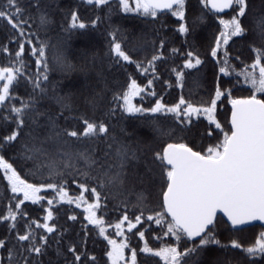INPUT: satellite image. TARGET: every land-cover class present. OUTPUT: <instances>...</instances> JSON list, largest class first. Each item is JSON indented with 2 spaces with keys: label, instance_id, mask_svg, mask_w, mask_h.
<instances>
[{
  "label": "snow or ice",
  "instance_id": "obj_1",
  "mask_svg": "<svg viewBox=\"0 0 264 264\" xmlns=\"http://www.w3.org/2000/svg\"><path fill=\"white\" fill-rule=\"evenodd\" d=\"M83 3L97 9L109 6V0H83ZM199 4L208 10V14L216 16L219 24V32L208 53L216 61V85L209 99L201 103H193L181 95L176 103L168 104L158 98L153 89L155 82L161 79L157 74L158 62H164L168 55L184 57L182 67L177 65L169 69L175 76V87L182 89L185 70L203 63L198 54L191 50L185 54L173 47L167 49L166 55L162 51L165 41L161 40L145 64L144 60H135L124 48L123 40L117 35L118 29L108 33L112 38L110 52L118 63L135 64L137 71L145 77L151 70L153 77L141 85L129 76L126 87L113 94L115 103L111 111L120 109L129 116L163 114L174 120L172 126L153 122L151 131L159 143L149 147L146 154L143 147L131 140L118 139L115 135L109 137V127L103 120L78 116L72 117L78 121V126H61L60 118L67 121L70 117L63 114H71L73 110L71 95H61L54 85L53 95L49 96L46 44L31 39L38 32L31 31L30 21L35 22L38 29H45L53 22L52 17L42 0H26L27 6L22 0H0V21L6 22L13 33L0 45V52L12 57L0 66V128L7 133L0 137V145L11 146L28 128V139L20 145L19 156L25 162H31V174L46 177L40 182H29L0 155V173L11 193L8 204L0 213V222L6 225L8 233L13 234L0 238V253H4L0 255V264H44L42 258L53 246L57 257H64L63 264H138V252L128 243L125 225L128 233L145 241V229L154 231L148 227L149 222H154L160 229L159 233H154V239L161 243L153 248L145 242L139 247L140 253L158 257L162 264H199L192 261L194 255L201 257L212 245L227 247L216 237L219 213L227 218L233 229L253 221H259L264 227V13L254 16L251 21L254 38L261 41L259 46L249 45L254 58L237 70L230 63L225 46L233 37L243 38L249 33L243 18L248 16L250 0H199ZM118 6L124 13L143 17L158 18L159 14L171 13L177 18L180 35L189 30L186 0H118ZM229 9L232 12L230 18L219 15ZM205 18L203 11L196 17L201 22ZM98 21L99 17L86 23L73 8L62 30H86L89 23L95 28ZM26 28L29 29L27 33ZM9 43L18 44L14 53L10 52ZM34 43L38 47H33ZM26 52L35 56L38 70L43 68V72L37 71L34 78L25 76ZM236 59L240 58L237 56ZM57 60L64 63L59 57ZM221 74L229 80L235 79V83L225 87L220 83ZM163 83L172 87L169 79H164ZM239 84L246 85L250 94L234 96L233 90ZM20 89L24 91L18 95ZM136 97L141 98V104L145 97L153 98L154 103L141 106L133 103ZM225 99L231 107L230 127L227 128L217 119V108ZM45 102L57 106L59 111L52 112L51 107H44ZM200 117L207 121V132H201V144L197 146L185 136L193 133L194 121ZM69 140L103 142L104 149L100 156L96 155V147L73 151ZM68 169L80 178L79 182L75 178L71 181L80 190L74 197L67 190ZM130 178L141 183L155 182L159 178L161 195L155 205L149 207L144 191L136 192L132 211L129 212L126 202L119 219L108 222L105 215H98L107 209L104 190L122 189ZM48 190L55 195L47 198L45 204ZM42 192L45 194L41 195ZM85 193H90L91 200ZM25 202L38 205L43 215L33 218ZM61 203L75 204L76 209H83V220L87 222L82 224L83 243L65 240L63 233H67L68 228L63 229V233L59 230L55 206ZM145 212L148 213L146 217ZM67 219L75 224L78 214H69ZM88 225H92L91 231L107 242L102 254L105 260H98L87 251ZM137 225L141 228L137 229ZM112 229L116 237H121L119 241L111 237ZM230 244L233 249H240L246 259L259 257L258 260L248 259V264H264V230L246 247L236 239ZM49 264L53 262L49 260Z\"/></svg>",
  "mask_w": 264,
  "mask_h": 264
},
{
  "label": "trees",
  "instance_id": "obj_2",
  "mask_svg": "<svg viewBox=\"0 0 264 264\" xmlns=\"http://www.w3.org/2000/svg\"><path fill=\"white\" fill-rule=\"evenodd\" d=\"M61 2H63L62 0H59ZM75 0H73L74 2ZM197 2L196 0H186V26L188 27V32L185 35H180V33L177 31L178 28V21L173 18L171 16L170 13H162L158 15V18H152V17H143V16H139L137 14H131V13H119L118 11L120 9L116 8L117 7V1L113 0L111 2H109V6L108 7H104L106 8V14H104L103 16L98 15L97 12H93L92 9H90L89 7L85 6V5H81L79 4V2H77L75 9L78 12V15L80 16L81 19H83L85 16L89 17L92 16L93 19L99 17V21L98 24L96 25L95 28L89 26L86 30H81L79 31L80 33H83L79 38H72L68 37V33L66 30H62V27L66 25V21L68 19V17L66 18H62L60 16L59 13H57V16L55 17L53 14H50V16L52 17L53 22L45 29H38L37 28V24L35 22L30 21V23H32V28L31 31H35L38 32L37 36H32L31 39L35 42L37 39L41 40L42 42H44L46 44V57L45 60L47 62V64L49 65V71L47 73L48 75V82H47V89H48V94L49 96L53 95L54 92V85H55V91L58 92V90L62 87L65 86L66 84V80L70 81L72 79H74L77 75L80 74V68H88V64L85 62H83L84 58H86L84 55L82 56V52L81 54H78V52H75L74 50L78 48L82 49L81 43L83 41H87L89 39H94L99 43L98 49H96V51L92 50L91 52H89V54L87 55H91V57L94 55L93 58H91L90 63H91V68H93L95 70V68H97L99 74L97 76V78L91 73H85V72H81V76H83V79L88 82V83H96V82H102V85L106 88V85H108L107 83V78H109L110 75H114L117 74V77L119 79V77H121L120 80H124L125 82L127 81L128 77L131 76L132 78L136 79L137 82L141 85H144L147 83V79L153 78L152 74H151V70H149V74L147 77L145 76H141V74L137 71L135 64H127L125 62H117V59L115 58L114 61V67L112 68L113 65V56L111 55L110 52V36L108 35L109 31H113L118 29V37L121 38L123 40V46L126 50H128L129 52H131V54L133 55V58L135 60H144V63H147V59H149L151 57V55L154 52V48L155 47H159L160 45V41L164 40L165 41V48L162 49V51H165L166 55H167V49L170 48H177L179 49L181 52L186 53L187 51H193L194 53H200L203 52L201 50V46L202 43H210V45H212L213 43V39L215 34L212 32H215L217 28H219L218 26V21H217V17L213 16L211 14H208V10L203 9L202 7L198 8H194L193 5L191 4V2ZM22 2H25V6L26 5V0H22ZM55 0H42V4L43 5H49L53 7L57 6L55 4ZM252 5V0H250V6ZM94 6V5H93ZM51 7H48L45 10L50 9ZM57 9L59 10V7L57 6ZM88 9V10H87ZM102 9V8H101ZM198 10H200L201 12H205L206 13V18L203 20V22L198 23V20L196 22V14L199 12ZM249 10L251 11V9L249 8ZM34 11V10H33ZM50 12V11H49ZM71 12V11H70ZM199 12V13H201ZM261 13H257L256 15H260ZM219 15H224V14H219ZM55 17V18H54ZM191 18L190 20L194 21V27L191 26V23H188L187 19ZM114 19V20H113ZM122 20L125 21V23H128V25L132 26L130 27V31H134L133 33H129L128 31L124 30V28L121 27H116L114 26L113 22L116 20ZM244 19V23L245 25L248 24L249 20L246 18ZM89 19L88 21H86V23L90 22ZM113 21V22H112ZM90 24V23H89ZM173 24V26H172ZM35 25V27H34ZM56 26H58V31H54V29H56ZM253 26V25H251ZM78 30V29H76ZM29 31V29H25V32L27 33ZM75 31V30H74ZM63 33V34H62ZM12 33V30L6 26V22L4 21H0V45H3L5 43L6 40H8V36ZM202 41V42H201ZM235 41L237 42L238 39H235ZM11 43H9L10 45ZM33 47H38V45H36L35 43L32 45ZM233 46V44H232ZM259 46V45H257ZM237 47V46H236ZM134 48H137L138 50L133 51ZM16 49H12V51H15ZM79 51V50H78ZM75 52V53H74ZM1 53V52H0ZM14 53V52H13ZM205 53V52H204ZM246 53H251L252 56H254V54L251 52V49H247ZM5 54H0V66L1 62L3 61H8V59H11L12 57H7ZM79 55V56H78ZM202 55V54H201ZM200 56V54H199ZM61 58L64 63H60L58 62L57 58ZM173 57V60H172ZM184 57L181 56H177V55H168V58L164 61V62H158L157 64V74L160 75V73L162 72H166L167 67H175L177 65L182 67V59ZM201 60L203 61V63L201 65H198L195 69H193L192 71L196 72V74L194 75L193 78H195V76L197 74H204L206 75L207 78L209 79H204L203 77H201V79H185L184 84H183V88L180 90V92L178 93L179 96L183 95L185 97V99L187 100H191L193 103H201L204 100H206V98L209 97L210 93L212 92L211 90L208 89L209 85H206V83H210L212 82V80H214L215 76H216V72L217 69L215 66L212 65V63L210 62V60H208V56L205 54L204 57H201ZM169 59V60H168ZM167 60L169 61L167 64ZM212 60V59H211ZM170 61H171V65H170ZM81 62H83V65L78 67V65H81ZM25 63H26V70H25V76H32L33 78L35 77V74L37 73V71L43 72V68L41 69H37L36 65H35V56H29L28 53H25ZM67 65H70L71 67H67ZM60 67V68H58ZM66 67L67 68V73L64 75L62 74V68ZM86 67V68H85ZM186 71V70H185ZM191 71V70H190ZM186 76V75H185ZM163 78L162 80H158L155 82L153 89L156 91L157 89H159L156 85L157 84H161L162 83V88L160 89L162 92L164 90V83H163ZM226 82H223V85H226V83L228 82V79H225ZM186 82V83H185ZM222 83V80H221ZM188 84V85H186ZM101 85V86H102ZM225 87H228L227 85ZM166 88V87H165ZM169 87L167 86L166 89H168ZM170 92H168V95L171 94V92L173 91V88H169ZM176 89V88H174ZM158 90L156 91L157 93V97L161 96V91ZM24 89H20L18 91V95H21L23 93ZM169 91V90H168ZM184 91V92H183ZM95 94H98L95 96ZM102 94V90L101 87H95L94 92H92V94L90 92L86 93V95H82V100L87 101L88 105L85 107H80L79 110H74L72 111L71 114H67V112H65L63 115L64 116H69L70 118L65 121L63 119V117L60 118L59 123L61 124L62 127L64 126H77L78 121L73 119L72 117H75L76 115H74L73 112H75V114H78L77 116H84L87 117L89 119H96V112L98 109V98L100 97ZM102 99H105V97H107V91L104 92V94L101 96ZM149 97H145V99H147ZM94 101L93 104H90L89 101ZM44 107H51L52 112H57L59 111V108L55 105H52L50 102H45ZM88 107H90V109H88ZM222 109L220 110L221 113L223 114L222 116V126H224L225 128L229 127L228 124V113L230 110V105L227 104V100H224L223 105H221ZM220 106L218 107L217 111L219 110ZM119 112V110H118ZM76 116V117H77ZM140 117H144L145 114H140ZM148 116L150 117L148 119L149 122H159L162 124H169L172 122V124H174V120L172 118H168L167 116H164L160 118L159 121H156L153 117V115L148 114ZM112 118V120L116 121L119 120L120 122H123V117H129L131 119H135L132 118L133 116H128L125 113H123L121 111L119 116L116 115H111L110 116ZM125 118V120H126ZM97 120V119H96ZM205 122V121H204ZM127 123L128 125L132 124V122H130L128 120V122H124ZM207 125V123H206ZM152 127V125L150 124V128ZM82 130V129H81ZM10 131V129H9ZM27 132H28V128H25L23 130V132L20 135V139L18 141H16L14 144H12L11 146H4V145H0V155L4 156V158L11 164H13V167L16 168V170L19 172V174L21 175L22 178L27 179L29 182H38V180H30L32 178V176L34 177L33 174H31L30 169L32 167L31 162H25L24 160H22L19 156V152L18 149L20 147L21 144H23L27 139ZM207 132V129L205 130V134ZM3 134H7L4 132V130L2 128H0V137H2ZM177 135H179V133H177ZM188 136L190 137L189 142L195 144V145H200L201 144V139H200V134H197L195 131H193L192 134H188ZM131 136H129L128 138H124V140H128ZM186 137V136H185ZM195 137V138H193ZM123 139V137H121ZM87 142H89V140H84L82 142V140L79 141H73V140H69L68 143L71 147V149L73 151L75 150H84V149H89L91 150L92 147H96L97 151L99 153H102L103 149L99 146H103V144H97L95 142L93 143H89L87 144ZM197 144H196V143ZM205 144L207 143L206 141L204 142ZM98 145V146H97ZM146 153L148 152V150L145 151ZM81 165H77V167H80ZM67 175H66V184L68 186V188H73L72 187V180L75 178L78 182H79V176L75 175L73 173L72 169H68L66 170ZM36 178H40L39 182L42 179H46V177H39L36 176ZM126 184V183H125ZM74 190V189H73ZM104 196H106V193L104 191L103 193ZM111 195H116V190H113V192L111 193ZM161 195V192H159L155 198V202L153 204V202L151 203L152 207L155 205L157 198ZM11 196V194L6 190V188H4V183L2 180V177L0 175V213H2L5 209V206L8 204V197ZM112 199V198H111ZM148 200V198H147ZM104 203L107 204V211H110L112 209V202L107 198ZM25 204H27L29 207L31 208H35V206L31 205L29 202H25ZM46 204V203H45ZM149 204V203H148ZM32 210V209H30ZM147 212H145V217L147 216ZM221 221V220H220ZM223 222V221H222ZM143 223V222H142ZM225 223V222H223ZM152 225L156 226L153 224V222H149L148 227H150ZM63 229L65 228H70L72 227V223H65L62 224ZM141 227V225H140ZM157 227V226H156ZM74 228H75V224H74ZM71 230L73 231V234L75 236H70V235H66V233H64V237L65 240H75V238H77V230L74 229ZM158 228V227H157ZM153 227L154 231H147V229H145L146 231V236L148 233H159L160 231ZM69 229V231H70ZM66 235V236H65ZM1 238V237H0ZM166 241L168 240V238H165ZM99 240L96 239L95 240V245L94 248H98L100 247V243L98 242ZM51 243L54 242L52 241ZM100 245V246H98ZM225 245V244H222ZM55 246H53L52 249H50L48 251V254L46 257H43V261L44 264H49V260H51L53 262V264H55ZM56 254V253H55ZM90 254V253H89ZM97 252L93 255H96ZM214 255H222V256H227L225 259L226 264H236L235 262H233L234 260L239 261V264H248V259H255V258H248L246 259L244 254L241 252L240 249H233L231 247V245L227 246L226 248H222V247H217L215 245L209 246L208 249L203 253V255L201 257H197V256H193L191 259L192 261H198L199 264H203L204 261L208 260L206 258H214ZM259 258V257H256ZM258 260V259H257ZM152 261V262H151ZM154 261L158 264L159 261H157V259H152L150 257H146L143 253H138V264H150V263H154ZM155 264V263H154ZM223 264V262H222Z\"/></svg>",
  "mask_w": 264,
  "mask_h": 264
},
{
  "label": "rangeland",
  "instance_id": "obj_3",
  "mask_svg": "<svg viewBox=\"0 0 264 264\" xmlns=\"http://www.w3.org/2000/svg\"><path fill=\"white\" fill-rule=\"evenodd\" d=\"M62 1L63 2H61L59 0H55V2H56L55 4L59 7V10L57 9V6L53 5V7H52V5L51 6L46 5V4L44 5L45 9H47L48 7H51L50 9L46 10L49 13V15L53 14L56 17L57 13H59L62 18L69 17L70 16V11L73 8L76 7L77 2H79V4H81V5H85V6L89 7L90 9H92L93 12H97L98 15L103 16L104 14H102V13L106 14V8L101 7L102 9L101 8L97 9L95 6H89V5L84 4L83 0H75L74 2H73V0H62ZM111 1H113V0H109V2H111ZM115 1H117V4H116L117 7L116 8L119 9L118 0H115ZM196 1L197 2H195V1L191 2L193 7L194 8H198V9H199V7L203 8V6L199 4V0H196ZM249 8L251 9V11L250 10L248 11V16L246 17V19L249 20L248 24L246 25L249 28V33L247 35L243 36V38L233 37V39L229 42V44L227 46H225L227 48L228 54H229V56L231 58L230 59V63L232 64V66L234 68H237V70H239L240 68H243L244 64H250L252 59L254 58V56H252L251 53H249V54L246 53L249 45L250 44H254V45L257 46V45H260V43H261V41L258 38H254V34L251 31V29L253 27V26H251L252 25L251 21H252V18L254 16H257L256 15L257 13H264V0H252V5ZM198 11L201 12L200 10H198ZM118 12L120 14L124 13V12H122L120 10ZM199 12L196 14V17L200 14ZM131 14H136V13H131ZM223 14H224L223 15L224 18L228 19L232 15V12L229 9L227 12H225ZM173 18H175V17H173ZM89 19H93V17L92 16H89V17L85 16L82 20H84L86 22ZM175 19L177 20V18H175ZM190 19L191 18L187 19V21H188V23H191V26L194 27V21L190 20ZM195 20L197 22V19H195ZM217 21H218V19H217ZM124 22L125 21H122V20L119 21V19H118V20L113 22L114 23L113 25L116 26V27L124 28V30L128 31L129 33H133L134 34V31H130L131 30L130 27H132V26L131 25L129 26L128 23L124 24ZM198 23H201V21L198 20ZM89 26H91V24H89ZM172 26H173V24H172ZM218 26H219V24H218ZM34 27H35V25H34ZM58 28L59 27L56 26V29H54V31H58ZM79 31H81V30L78 29V30H75V31H67V33L69 35L68 37H70V39H71V36H72V38L73 37L74 38H79L82 34H84V32L80 33ZM212 32L216 35L219 32V28H217L215 32L212 29ZM111 39L112 38H110L109 44L111 43ZM235 39H238V41L236 42ZM214 42H215V36H214L212 45L214 44ZM232 44H233V46H232ZM212 45H210V43H202V45L200 44L201 50L203 52H200V53L198 52L197 54L198 55L200 54L201 57H204L205 54H206L208 56V60H210L212 65L215 66L216 65V61L211 60V57L208 55V53L210 52V47ZM81 46H82V49L78 48L77 51H76V49L74 51L78 52V54H81V52H82L81 55L82 56L84 55L86 57V58H84L82 60H84L83 62H85V64L86 63L88 64V68H86V67H85L86 69L80 68L81 69L80 70V74H81V72L82 73L83 72L90 73V74L92 73L97 78L99 72H98L97 68H95V70L93 68H91V63L89 61V60H91V58L94 57V55L91 57V55H87V54H89V52H91L92 50L96 51V49H98L99 43L96 40H94V39H89L87 41H83L81 43ZM17 47H18V44L11 43L9 45L10 52H14V51H12V49H16ZM249 49H250V47H249ZM0 54H4V53L1 52ZM221 55H222V53H221ZM237 56L240 58L239 60L236 59ZM4 57H5V55H4ZM168 60H167V64L169 62ZM172 60H173V57H172ZM114 61H115V57H113L112 68L114 67ZM83 62H81V65H78L77 68L82 66ZM6 63H7V60L1 62V65L4 66ZM171 64L172 63L170 61V65ZM172 67L173 66H171L169 68L167 67V69H166L167 71L166 72H163V73L161 72L160 73L161 80H162V78L170 80V82L172 84V87H169V88H173V91L171 92V94L168 95V92H170V89L169 88L166 89L167 88L166 85H164L163 92L160 90L162 88V83L156 85L159 88L156 91H158V90L161 91V93H159V94H161V96H159L158 98H162V101L165 102V103H168V104L176 103L179 100L180 96L178 95V93L181 90V88L175 87V76H174V74H172L169 71V69L172 68ZM58 68H60V67H58ZM193 69H195V68H193ZM193 69H190L191 71L190 70H186L185 71V73H186L185 75L186 76L184 77V81H185V79H192L194 77L196 72L192 71ZM66 73H67V68L63 67L62 68V74L65 75ZM80 74L77 75L74 79H72L70 81L66 80L65 86L58 90V92L61 95L65 94V93H69L71 95L72 109L79 110L81 106L82 107L87 106L88 103H87V101L82 100V95L83 94L86 95V93H88V92H90L92 94V92H94V90H95V87H101V90H102L101 96L104 94V92L107 91V97H105V99H102L101 96L97 97L98 98L97 104H98L99 107L97 109V112H96L97 114H96L95 118L97 120H103V121H105L107 123V125L109 127V137L115 135L118 139H120L121 137H123V139H124V138H128L129 136H131L128 140H131V141H133L134 144H138L139 146L143 147L144 151L148 150L149 147H155L156 144L159 143V141L155 140L154 134L151 131L150 124L152 125L154 121H152V122L148 121V119L150 118L148 116V114H145L144 117H140L139 116L140 114H137V115L132 117V118H135V119H131L129 117H127V118L123 117V119H124L123 122H120L119 120L114 121L110 117L113 114L116 115V116H119L120 113H121L120 109H116L114 113L111 111L112 106L115 103L112 100V97H113V94L118 92V91H120V89L122 87H126L127 81L125 82V79L124 80H120L121 77H119V79H118L117 74L110 75L109 78H107V80H106L108 82L107 83L108 85H106V88H105L102 85V82H99V81L96 82V83H91V82L88 83V82H86L83 79V76H81ZM201 77H203L206 80L209 79L204 74L203 75L202 74H197L195 76V78H193V79H201ZM225 79H228V82L226 83V85L228 87L231 84L235 83V79L229 80V78H225L221 74L220 83H221V80H222L221 84H223V82L225 83L226 82ZM184 81H183V84H184ZM186 85H188V84H186ZM206 85H209L208 86L209 90L214 91V88H215V85H216V76H215L214 80H212V82L206 83ZM226 85H224V86H226ZM174 88H176V89H174ZM248 94H250V89L244 84L237 85L236 88L233 90V95L234 96H242V95H248ZM96 95H98V94H95V96ZM208 99H209V97L206 98V100H208ZM133 103L141 104V98L140 97L134 98L133 99ZM151 103H154V99L149 97L147 99H144V101L141 104V106H151ZM88 109H90V107H88ZM221 109H222V107L220 106L219 110L217 111V119H218V121L220 123L222 122V117H223L222 116L223 114L220 111ZM118 110H119V112H118ZM73 113L76 116L78 115V114H75V112H73ZM67 114H69V113L67 112ZM126 115H128V114H126ZM150 115H153V117H154V119L156 121H159L160 118L163 117V114H150ZM229 115H230V110H229V113H228V120H229ZM167 117L169 119L171 118L170 116H167ZM125 118H126V120H125ZM128 120L130 122H132V124L128 125L127 123H124V122H128ZM206 123H207V121L204 120L203 117H200L198 121H194V125H195L194 131L197 134H201V132L205 133V130L207 129L206 128ZM160 124H162V123H160ZM163 125H165V124H163ZM172 125H174V124H172V122H171V123H169V124H167L165 126H172ZM77 126H78V123H77ZM122 129H123V132L121 131ZM124 133H128L129 135H125ZM185 139L187 141H189L190 137L188 135H186ZM128 140H126V141H128ZM83 141L84 140H82V142ZM93 142H95L97 144H103V146H99V147L104 149V143L103 142L89 141V142H87V144L93 143ZM197 146H199V145H197ZM101 154L102 153H99L98 151L96 152L97 156H100ZM0 175L2 177L3 174L0 173ZM39 179L40 178H36V176H34V177L32 176V178L30 180L31 181L32 180H38V182H39ZM3 183H4V188H6V181L3 180ZM72 187L73 188L70 189L67 186L68 194L70 196H73V197L79 195L80 190L77 187V185L76 184H72ZM160 188H161V185H160V182H159V178H157L155 182H148V183H141L138 180L130 178L128 181H126V184L123 186L122 189H111V190L105 189L104 190L105 193H106V197L112 202V209L110 211L106 210V212H104V213H98V215L103 214V215H105V219L108 222L114 223L116 220L119 219L120 215L123 214V212L125 210L126 202H127V208L129 210V212L132 211L133 202L136 199V196H135L136 192H138L140 190H143L144 191V195L148 198L149 206H151L152 202L154 204L155 198H156L157 194L160 192ZM113 190H116V195H111ZM44 194L45 193H43V192L41 193V195H44ZM54 195L55 194L52 193L51 190H48L47 191V197H46L44 203H47V198H50V197H52ZM85 196H86V198L91 200L90 193H85ZM55 207H56L57 213H58L57 216H56V224L58 225L59 230L62 233H63L62 224H65L67 222L72 223V227H71V229L69 228L70 231H68L66 233V235L68 234L70 236H75L73 234V231H71L74 228V224H73L72 221H69L67 219V217H68L69 214H73V213L78 214V221L75 223V228L74 229H76L77 232H79V236H77V238H75V240H77L80 243H83L84 242V237H83L82 224H86L87 223L86 221L83 220V209L82 208L81 209H76L75 208V204L68 205L66 203L57 204ZM30 209H32V210H30ZM29 212L33 216V218H36L38 216H42L43 215L42 209H40L38 205L35 206L34 209L29 207ZM20 223H21V226H22L23 221H21ZM153 224L155 225L154 222H153ZM153 227L157 228L156 226H153ZM153 227H152V225L150 226L151 229H153ZM139 228H141L140 225H137V229H139ZM88 229L90 231H89V236H88L87 242H86L87 251L90 254H92V255L97 252V254L95 256L98 258V260H105L106 257H103L102 254H103L104 250L106 249V243L107 242L104 241L103 238L99 237L95 232L91 231L92 225H88ZM157 229L160 231L159 228H157ZM262 230H264V229L255 227V228H251V229L250 228L246 229L245 231H233V230H231L228 227V225L226 223H223L222 221L218 220L215 232H216V237H217V239H219L221 241V244H225V245L229 246V245H231L230 241L232 239H236L238 242H240L242 244V246L246 247V246H248V245H250L251 243L254 242L257 234L260 231H262ZM154 233H156V232L148 233L147 236L145 237V241H140L138 236H135L132 233H128L127 232V228H126V225H125V234L128 237V243L130 244L131 247L136 248L138 253H140L139 252V247H142L145 242L149 245V247L156 248V247L160 246L161 242L156 240V239H154ZM11 235H13V234L7 232L6 225H4L2 222H0V237L1 238H5L6 236H11ZM110 235H111L112 238L116 239L117 241H119L121 239V237H116L115 236V230L114 229L110 230ZM96 239H98L101 242L100 243L98 241L100 243V245H101V246L98 245V246H100L98 248H94V245L96 244L95 243ZM50 242H52V241H50ZM10 243H11V241H10ZM65 251H66V249H65ZM55 253H54V255L56 257L55 258V264H63L64 257L63 256L57 257V255ZM143 254L146 257H150L152 259H157V261H159L158 257H154L151 254H147V253H143ZM0 255H4V253H0ZM226 257L227 256L214 255V258H211V259L210 258H206L208 260L204 261L203 264H222V262H223V264H226V262H227V261H225ZM255 259H259V258H255ZM233 262H235L236 264H239L238 259L234 260ZM154 263L158 264L155 261H154ZM154 263H150V264H154ZM159 263L162 264V262H160V261H159Z\"/></svg>",
  "mask_w": 264,
  "mask_h": 264
},
{
  "label": "flooded vegetation",
  "instance_id": "obj_4",
  "mask_svg": "<svg viewBox=\"0 0 264 264\" xmlns=\"http://www.w3.org/2000/svg\"><path fill=\"white\" fill-rule=\"evenodd\" d=\"M222 14H223V13H222ZM218 220H221V221L225 222V223L228 225V227H229L231 230H233V231H245L246 229H249V228L251 229V228H255V227H257V228H263V229H264V227H261L260 224H253V225H251V226L242 227V228H239V229H233V227H232L231 225H229L221 215H218V217H217V221H218Z\"/></svg>",
  "mask_w": 264,
  "mask_h": 264
},
{
  "label": "water",
  "instance_id": "obj_5",
  "mask_svg": "<svg viewBox=\"0 0 264 264\" xmlns=\"http://www.w3.org/2000/svg\"><path fill=\"white\" fill-rule=\"evenodd\" d=\"M227 11H228V10H224L223 13H225V12H227ZM230 113H231V107H230ZM229 119H230V115H229ZM229 127H230V125H229ZM218 215H221V216L225 219V221L227 222V218L224 217L222 213H219ZM227 223H228V222H227ZM228 224L231 225L230 223H228ZM253 224H260V222H259V221H253V222H251L250 224H247V225L237 226L236 229H239V228H242V227L251 226V225H253ZM260 225H261V224H260Z\"/></svg>",
  "mask_w": 264,
  "mask_h": 264
}]
</instances>
